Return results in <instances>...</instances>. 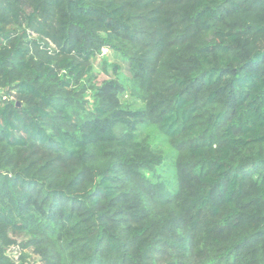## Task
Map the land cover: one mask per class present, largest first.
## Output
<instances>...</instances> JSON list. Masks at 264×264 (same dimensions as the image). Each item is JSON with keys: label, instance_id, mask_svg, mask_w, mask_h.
<instances>
[{"label": "trees", "instance_id": "obj_1", "mask_svg": "<svg viewBox=\"0 0 264 264\" xmlns=\"http://www.w3.org/2000/svg\"><path fill=\"white\" fill-rule=\"evenodd\" d=\"M0 264H264V0H0Z\"/></svg>", "mask_w": 264, "mask_h": 264}, {"label": "rangeland", "instance_id": "obj_2", "mask_svg": "<svg viewBox=\"0 0 264 264\" xmlns=\"http://www.w3.org/2000/svg\"><path fill=\"white\" fill-rule=\"evenodd\" d=\"M105 52L106 51H104V53ZM101 66H102V59L100 57H98L96 64L93 65V70H94V73L96 75V82H100L102 80H107L109 78H114V75H113L112 70L110 68L107 70L108 73L105 74L102 71ZM125 76H126L125 72L122 71L118 74L117 79H118V81H121L125 86H129V83L126 81ZM124 98H125V100L129 99V98H127V96H125ZM86 99L90 101V96L87 95ZM18 249H19V251H18ZM21 250L22 249L20 248V246L18 244V248H16V251L22 253Z\"/></svg>", "mask_w": 264, "mask_h": 264}]
</instances>
